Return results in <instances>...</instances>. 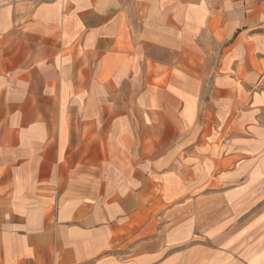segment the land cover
<instances>
[{"label":"crops","instance_id":"obj_1","mask_svg":"<svg viewBox=\"0 0 264 264\" xmlns=\"http://www.w3.org/2000/svg\"><path fill=\"white\" fill-rule=\"evenodd\" d=\"M0 264H264V0H0Z\"/></svg>","mask_w":264,"mask_h":264}]
</instances>
